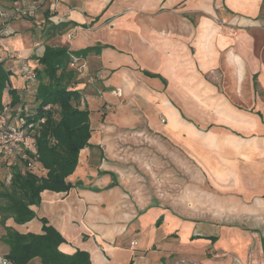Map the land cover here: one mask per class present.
Returning a JSON list of instances; mask_svg holds the SVG:
<instances>
[{
	"label": "crops",
	"instance_id": "crops-1",
	"mask_svg": "<svg viewBox=\"0 0 264 264\" xmlns=\"http://www.w3.org/2000/svg\"><path fill=\"white\" fill-rule=\"evenodd\" d=\"M31 2L0 0L1 24L11 32L0 51L12 52L6 65L21 94L22 64L39 65L46 46L104 48L78 57L92 135L68 178L73 187L44 191L24 225L0 223V257L9 252L5 227L39 234L46 218L66 240L60 250L86 251L92 264H264V139H249L243 160L230 155L236 167L226 177L214 174L231 187L221 193L239 202L231 213L204 214L200 200L181 202L170 182L178 169L191 191L193 178L201 188L211 158L224 162L219 115L264 116V0H60L55 13L13 15ZM163 160L169 186L161 193ZM235 174L237 183L226 182Z\"/></svg>",
	"mask_w": 264,
	"mask_h": 264
},
{
	"label": "trees",
	"instance_id": "trees-1",
	"mask_svg": "<svg viewBox=\"0 0 264 264\" xmlns=\"http://www.w3.org/2000/svg\"><path fill=\"white\" fill-rule=\"evenodd\" d=\"M103 48L96 46L71 52L65 47L46 46L43 55L36 59L39 65L31 66L36 72L35 81L31 84L23 81L24 94L13 87L12 71L6 65L9 57L0 51V113L4 100L10 101L13 107L28 105L30 112L22 114L24 123L18 127L36 140V153L18 159L0 180L1 225L5 226L10 218L18 225L32 221L36 217L32 207L40 205L44 191L62 193L73 187L68 178L78 166L81 151L89 146L92 127L91 112L77 88V69L72 64L74 58L91 51L100 53ZM47 105L49 110L44 109ZM12 114L15 116L16 112ZM8 174L12 175L10 180ZM41 222L39 234L20 233L5 227L6 234L1 241L9 247L4 256L8 262L29 264L39 258L42 264H92L86 251L63 253L60 247L66 243L64 237L46 218Z\"/></svg>",
	"mask_w": 264,
	"mask_h": 264
},
{
	"label": "rangeland",
	"instance_id": "rangeland-1",
	"mask_svg": "<svg viewBox=\"0 0 264 264\" xmlns=\"http://www.w3.org/2000/svg\"><path fill=\"white\" fill-rule=\"evenodd\" d=\"M8 7H6V9L11 10L12 7H9V4H7ZM4 5H0V36H3V39L10 35L9 33H6L5 30H7L8 28H3V26L6 23H2L1 24V16L5 11ZM24 8V7H23ZM13 15L17 16V13L14 9ZM24 18V17H21ZM36 18V17H35ZM29 19V18H26ZM56 21V20H55ZM48 22H52V21H48ZM54 22V21H53ZM57 23V21H56ZM59 23V21H58ZM3 28V29H2ZM12 36V35H11ZM53 46L56 47V44H53ZM93 48V47H92ZM87 49V48H85ZM76 59H79L78 57ZM78 61H75V67L72 66V68L77 69L78 67ZM80 66V65H79ZM84 66V65H83ZM80 68L83 69V67L81 66ZM79 68V69H80ZM78 69V70H79ZM77 70V72H78ZM88 72V70L86 69V71L82 70L79 74H83L80 76V78H85L83 76H86L85 74ZM88 80V78H86ZM93 82V81H92ZM27 94V92H26ZM29 95V94H28ZM6 101L4 100L3 104L5 105ZM4 106L2 105V108ZM218 117L221 118V123L223 124L222 126V130L218 133V139H219V144H225L224 146V153H225V160L224 162L220 161V162H216L215 158H211V163H212V168H210V170L213 169V173L210 172L209 177H207L205 180H203V184L201 186V188H205L206 189V193L201 194L200 192L202 191L201 188H199V179H195L193 178L191 180L192 183V191L190 190V185H186V183H189V181L185 182L184 177L181 174V170L177 169V175H176V179L174 180H170L171 183L175 182L176 183V187H177V197L181 198L180 201L182 202L184 199H187L189 197H192L193 200H200L201 203L207 208L206 210H203L204 214H208L209 216H215L217 214H223V213H231L234 209H237L239 206L237 205V203H239L237 200H234V197L232 195H229L227 192L230 190L229 186H227V183H225V186H223V184H218L217 179L215 178L216 175H214L217 170H219L220 172H222V170L225 173V177L233 172L234 167H236V162H233L236 158L240 157L243 160V156H244V151H245V145H247L246 148H248V144L247 141L249 139L252 138H256V140L259 142L260 140L264 139V134L262 132H260V130H263L264 127L261 125L260 122L264 123V116L260 113V112H256L251 116L245 115V114H226V115H219ZM167 122V121H166ZM257 126L256 130H253V126ZM250 128V129H249ZM257 142V143H258ZM239 145V146H238ZM234 147V152H231L228 147ZM233 153V154H232ZM164 154H167L166 152L162 153V157L164 158ZM221 154V153H219ZM211 153H210V157H211ZM232 155L233 159H230L229 156ZM230 161H228V160ZM232 161V162H231ZM6 159L5 158H0V180L3 179V177H5V172L7 171V165H6ZM233 167V168H232ZM248 172V168L245 169ZM168 172V161L167 160H163L162 161V166L160 169V178L156 179V181L160 182V186L158 187V190H160L161 193L167 192L168 191V176L166 175ZM166 175V176H165ZM242 177V185L245 187L249 186L250 183V178H248V175L246 176V174L244 172L241 173ZM159 176V175H158ZM195 176V174H194ZM211 177V178H210ZM226 182L230 181L233 183H237L239 181V177L237 176V174H235L232 177H229V179H225ZM205 181V182H204ZM219 182H222L223 179H218ZM235 188H238V186H236ZM222 190H226L227 192L225 193H221ZM190 193V194H189ZM231 193V192H230ZM218 194V195H217ZM163 198H167L166 196H163ZM242 200L241 201H246V204L248 203V199H245L244 196H241ZM179 200V199H178ZM194 201V202H195ZM224 202V203H223ZM242 205L244 203L240 202ZM223 206V210H220V208ZM244 211L243 209H241L240 212ZM243 213V212H242ZM245 214L250 213L249 210L247 209V211L244 212Z\"/></svg>",
	"mask_w": 264,
	"mask_h": 264
},
{
	"label": "built area",
	"instance_id": "built-area-1",
	"mask_svg": "<svg viewBox=\"0 0 264 264\" xmlns=\"http://www.w3.org/2000/svg\"><path fill=\"white\" fill-rule=\"evenodd\" d=\"M59 2L60 0H37L31 3H21V5L15 7V11L20 18H35L42 8H46V10L51 11V13H55ZM5 32L11 33L8 29L5 30ZM3 36H0V43H2ZM7 53L9 58L13 56L10 50H7ZM75 61H78V59L74 58L73 67H75ZM80 67H77V70ZM20 73L22 80L28 84L33 83L36 79V72L28 62L22 64ZM44 109L49 110L50 105L45 106ZM12 111L16 112L15 116H13ZM28 112H30V107L28 105L17 104L13 107L10 101H6L0 113V158L6 159L8 170L18 159H25L29 153H36L35 138L28 136L25 130L18 127L19 124L24 123L22 114ZM11 178L12 175L8 174L7 179L10 180ZM0 264L11 263L4 257H0Z\"/></svg>",
	"mask_w": 264,
	"mask_h": 264
}]
</instances>
